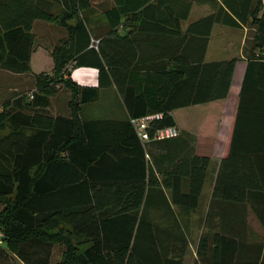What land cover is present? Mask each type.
I'll return each instance as SVG.
<instances>
[{
	"label": "trees",
	"instance_id": "obj_1",
	"mask_svg": "<svg viewBox=\"0 0 264 264\" xmlns=\"http://www.w3.org/2000/svg\"><path fill=\"white\" fill-rule=\"evenodd\" d=\"M192 2H206L211 11L181 31ZM93 5H104L106 26L98 33L87 23ZM162 7L173 13H162ZM122 14L127 16L121 21ZM147 15L154 21L147 22ZM35 19L64 34L50 48V72L29 69ZM126 22L153 29L157 41L147 46L161 50L147 53L128 33L118 34V24ZM214 22L247 26L245 68L228 147L213 176L218 219L197 237L192 264H264L262 0H0V67L29 77L26 87L13 91L16 97L0 88V264H13L14 258L23 264H182L188 242L182 222L148 219L149 188L164 186L165 173L152 177L129 118L160 111L152 127L174 124L172 108L226 96L237 57L202 60ZM193 41L199 52L187 62L185 47ZM165 43L170 52L163 50ZM146 56L157 60L147 62ZM68 65L94 66L97 85L75 82ZM110 84L128 118L80 119L81 104ZM60 88L69 93L68 112L52 113L49 97ZM208 162L196 153L171 168L177 173L189 166L183 195L191 204L184 208L196 207ZM159 197L157 210L172 213L162 190ZM247 210L261 235L247 225Z\"/></svg>",
	"mask_w": 264,
	"mask_h": 264
},
{
	"label": "crops",
	"instance_id": "obj_2",
	"mask_svg": "<svg viewBox=\"0 0 264 264\" xmlns=\"http://www.w3.org/2000/svg\"><path fill=\"white\" fill-rule=\"evenodd\" d=\"M92 1L93 3H98L102 0ZM91 7L89 13H91L92 20L87 22L88 27L98 33L106 26L103 12L104 5H93ZM149 9L157 12L156 8ZM162 10L164 14L173 13V10L167 7H162ZM210 11L211 7L206 2H192L186 18L180 20L181 31H184L187 24L191 21ZM126 16V14H122L120 20L122 21ZM154 18L155 16L147 15L146 21H154ZM247 29V26L244 25L237 27L214 22L207 36V41L202 52L203 61L225 59L231 56L237 57L232 69L226 96L172 108L170 115L174 124L179 129V133L174 137L146 142H141L138 139L143 146L144 152H146V161L151 168L152 177L158 179L162 172L165 173L164 186L160 184L149 188L152 196L148 201L150 207L148 219L151 222L166 223L173 222L174 220L182 222L181 227L184 229L188 240L187 245L190 247V249L186 247L182 264H192L196 257V240L201 233V231H198L195 238L192 235L189 236V221L198 219L199 222L204 223L203 230H205L208 221L212 222L218 219V215L213 212L216 206V201L212 200L213 176L219 158L227 150L231 126L235 118L238 92L245 68V58L241 53V47L243 46ZM116 30L120 35L128 33L134 38L133 41L141 42L140 47H143V51L147 53H156L161 50V48L157 50L156 44L152 48L150 45L147 46V42L157 41L156 32L151 28L139 27L131 22H126L119 23ZM31 31L33 33V40L32 50L28 58L29 69L34 73L40 71L50 72L52 67V58L49 53L50 48L64 34L57 25L40 19L33 21ZM194 38L196 40L198 36L194 35ZM91 39H93V36H91ZM168 42L170 43V41ZM168 45L165 43V47L163 48L165 52L171 51V47ZM198 52V41L191 42V45L185 47L184 60H187V62L195 61L193 59L196 58ZM143 59L147 62L157 60V58L150 59L147 56ZM163 59H166V54ZM42 63H45L44 67L40 66ZM70 65H68L69 76L75 82L80 85H97V69L94 66ZM4 78L7 81L5 83L0 82V88L4 86L6 92L11 91L14 94L12 97H16L17 95L13 91L26 87L27 80L29 79L28 73H19L0 67V79ZM5 85H7V88ZM68 94L66 89L60 88L56 94L49 97L48 110L52 113L58 111L67 113L66 101L69 96ZM78 116L82 120H124L129 115L115 85L110 84L101 86L95 99L82 103ZM196 153L207 155L209 162L205 167L204 179L197 194L196 207L194 209H187L184 207H188L191 204V198L189 195H183V193H187L189 190V171H187L189 170V166L188 168L186 165L181 166L176 171L177 173L171 168L177 161ZM172 176H175V179H172ZM158 187L161 188L164 195L163 199L171 207L172 213L157 210L156 207L163 204L159 197L161 190ZM187 255L190 257L189 260L184 259ZM13 264L23 263L14 258Z\"/></svg>",
	"mask_w": 264,
	"mask_h": 264
},
{
	"label": "built area",
	"instance_id": "obj_3",
	"mask_svg": "<svg viewBox=\"0 0 264 264\" xmlns=\"http://www.w3.org/2000/svg\"><path fill=\"white\" fill-rule=\"evenodd\" d=\"M161 114L160 111H157L129 118L133 130L141 142L171 138L179 133V129L175 124L159 127L151 126V121L160 118Z\"/></svg>",
	"mask_w": 264,
	"mask_h": 264
},
{
	"label": "rangeland",
	"instance_id": "obj_4",
	"mask_svg": "<svg viewBox=\"0 0 264 264\" xmlns=\"http://www.w3.org/2000/svg\"><path fill=\"white\" fill-rule=\"evenodd\" d=\"M40 66L44 67L45 63H42ZM195 217H198V216H195ZM246 219H247L246 223L252 229V231L254 233H257L258 235H261L262 228L260 227V225H259L258 221L256 220V218L254 217V215L249 210H247V212H246ZM203 224L204 223L203 222L202 223L199 222L198 219H195V220H192V221L190 220L189 221V229L190 230H189L188 235L189 236L192 235V237L195 238L197 233H198V231H202L203 230V228H204ZM199 228H200V230H199ZM187 248L190 249V247L188 245H187ZM184 259L189 260L190 257L187 255Z\"/></svg>",
	"mask_w": 264,
	"mask_h": 264
}]
</instances>
